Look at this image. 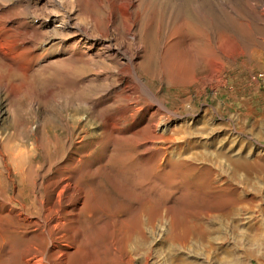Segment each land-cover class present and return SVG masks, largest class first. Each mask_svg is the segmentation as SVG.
Masks as SVG:
<instances>
[{"label": "rangeland", "instance_id": "obj_1", "mask_svg": "<svg viewBox=\"0 0 264 264\" xmlns=\"http://www.w3.org/2000/svg\"><path fill=\"white\" fill-rule=\"evenodd\" d=\"M15 1L22 0H0V49L12 50L10 54L14 56L12 60H5L0 55V86L4 85L0 88V150L10 152L34 140L49 141L52 161L49 160L53 163L50 176L55 175L73 152L81 155L94 150L90 161L98 159L108 148L102 159L105 163L113 149L121 153L142 151L143 146L135 144L134 138L149 136L148 124H157L159 120L148 119L149 122L134 126V120L142 116L145 101L141 99L138 106L142 109L122 122L121 134L86 136L81 128L87 120L92 132L101 130L99 118L92 117L91 101L109 90L75 89L59 84L63 80L55 70L59 55L55 50L48 53L46 49L51 42L61 40V36L51 33L50 28L41 29L47 30L48 36L35 34L33 30L42 19L40 11L22 17L32 9L14 8ZM45 1L34 0L38 7ZM51 1L58 4L61 0ZM229 1L238 6H218L216 29L218 36L221 35L220 42L232 44L234 50L229 58L220 56L223 66L216 76L205 80L206 73L197 67L193 73L192 70L166 73L163 79L154 77L150 82L171 112L160 114L168 124L161 141L165 150L138 155L141 172L151 174L153 193L148 196L123 178L112 182V166L96 174L109 190L116 183L111 190L118 189L127 205L122 214L127 222L119 227L123 234H129L126 248L120 252L119 246H113L115 235L109 217L104 216L105 226L99 227L92 216L90 225L82 226L85 233L82 257L76 253L71 264H264V80L256 79L257 74L264 72V15L261 16L264 3L261 8L251 10L241 6L238 0ZM51 9L49 6L47 10ZM16 11L22 12L21 16ZM9 12L18 17L11 18L13 15ZM33 35L37 38L33 39ZM96 66L78 69L74 74L91 73L95 69L112 75L109 62ZM143 80L148 82L150 78L144 75ZM94 143L99 144L94 147ZM148 157L151 159L146 161ZM44 158L47 156L39 149L34 161L46 168L48 158ZM99 164L94 163L91 170ZM43 170H39L40 175ZM0 171V201L6 202H0V211L8 212L9 199L17 197L18 201L13 204L15 213L11 215V221L17 223L19 216L27 215L26 203L33 202L36 195L46 198L47 194L39 184L41 180L32 178L26 186L17 185L16 178L7 176L2 165ZM90 178L87 175L82 184ZM86 190L87 206L98 211L101 199ZM128 218L135 220L131 222ZM22 244V241H11L7 248L12 252L11 258Z\"/></svg>", "mask_w": 264, "mask_h": 264}, {"label": "bare ground", "instance_id": "obj_2", "mask_svg": "<svg viewBox=\"0 0 264 264\" xmlns=\"http://www.w3.org/2000/svg\"><path fill=\"white\" fill-rule=\"evenodd\" d=\"M28 1H15L14 8L22 6L24 11L32 9L30 12L25 11L22 17L28 13L30 15L31 12L40 11L42 17H39L42 19L33 32L36 31L35 34L40 36H48L46 34L50 33L46 32L47 30L42 32L41 29L50 28L51 33L53 31L61 36V40L51 42L46 49L48 53L50 50H55L59 55L55 61L57 65L55 70L60 74L58 77L63 78V80L60 79L59 84L72 86L75 89L96 87L102 91L109 90L106 94L91 101V108L94 112L92 117L99 118L101 130L99 133L92 132V128L88 127L90 121L87 120L81 128L86 136L121 134L122 122L129 120L142 109L138 106L141 99L145 101L144 109L141 118L134 120V126L148 119L159 120L157 124H148L149 129L151 128L149 136L141 139L134 138L135 144L143 146L142 151L121 153L113 149L107 154L105 163H102V159L108 148L104 153L99 154L98 159H91L92 161L88 159L94 150L81 155L73 152L69 158L65 159V164L57 168L54 176H50L53 163L50 158L52 143L49 141L34 140L30 144L14 147L13 151L9 149L10 152L0 150V165L5 168L7 176L13 175L17 180V185L24 186L27 185L29 179L41 180L39 184L43 186L47 194L46 198L41 194L36 195L33 202L23 205L28 212L23 217L17 215V223L11 221V215L15 213L13 204L18 201L17 197H11L9 203L7 202L8 212L1 213L3 211H0V264H71V260L77 254L79 258L82 257L81 251L84 250L85 244L83 235L85 233L82 226L90 225L92 216H95L94 222L99 227L105 226L104 216L109 217L115 235L112 240L113 246H119L118 250L121 252L126 248L125 243L129 238V234H123L119 230V227L127 222V218L122 216L127 205L118 189L111 190L116 183L114 186L110 184L112 187L108 186L109 190L106 184H103L104 181L100 179L102 177L98 178L96 174L105 171L106 166H112V178L114 179L112 182H116L117 178H123L136 185L146 195L150 196L153 193L155 187L151 182V174L141 172L138 155L163 149L161 141L164 139L168 124L160 114L171 112L165 105V101L158 95L159 90L153 89L150 82L154 77L158 80L163 79L166 73H182L186 70H192L193 73L197 67H201L206 73L205 80L216 76L223 66L222 58H229L234 50L232 44L224 40L222 43L218 39L221 35L218 36L216 29V11L220 4L231 8L238 5L229 0H188L189 3L186 0H61L58 4L47 0L41 7H38V3L34 0L32 3ZM238 2L241 6L257 10L261 8L264 0H238ZM49 6L51 10H47ZM13 10L11 12H14ZM21 13L17 12L20 16ZM17 14L10 13L13 15L11 18L18 17ZM263 15L264 13L261 14ZM10 20L13 21V19ZM236 47L234 46L235 49ZM10 52L3 51L2 47L0 49V55L6 58L5 60L14 59ZM103 61L109 62L112 75L107 76L102 73V70L98 72L94 71L95 69L91 73L86 71V73L74 74L78 69L82 70L86 67L92 69L94 66L96 68V65ZM12 65L16 64L12 63ZM62 75L64 77H61ZM144 75L149 76L148 82L143 80ZM3 78L5 77L2 76ZM153 108L155 111L151 112ZM128 130L125 131L128 132ZM98 144L94 143V147ZM205 148L208 149V147ZM39 149H42L44 156L48 158L46 168L44 164H37L34 161ZM74 154L77 156H73ZM47 158L44 159L47 160ZM149 159L151 157H148L146 161ZM97 161L100 164L91 170L92 165ZM40 169H44L43 175H40ZM66 172H69V175L65 174ZM87 175L91 178L82 184ZM44 178L47 180H43ZM86 189L93 197L95 195L101 199L102 204L100 200L98 202L102 206L98 211V208L91 209L87 206L84 195ZM4 222H7L6 226ZM91 225H93L92 220ZM13 240L22 241L23 246L21 245L22 248L18 253L15 251L16 254L11 258L10 253L12 252L7 251V248ZM115 247L114 251H116ZM11 259L13 261H10Z\"/></svg>", "mask_w": 264, "mask_h": 264}, {"label": "built area", "instance_id": "obj_3", "mask_svg": "<svg viewBox=\"0 0 264 264\" xmlns=\"http://www.w3.org/2000/svg\"><path fill=\"white\" fill-rule=\"evenodd\" d=\"M256 79L264 80V72L257 74Z\"/></svg>", "mask_w": 264, "mask_h": 264}]
</instances>
